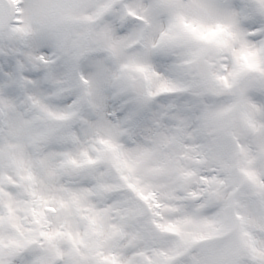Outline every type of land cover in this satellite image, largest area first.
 I'll return each instance as SVG.
<instances>
[{
  "label": "snow or ice",
  "instance_id": "6c2138e0",
  "mask_svg": "<svg viewBox=\"0 0 264 264\" xmlns=\"http://www.w3.org/2000/svg\"><path fill=\"white\" fill-rule=\"evenodd\" d=\"M0 264H264V0H0Z\"/></svg>",
  "mask_w": 264,
  "mask_h": 264
}]
</instances>
